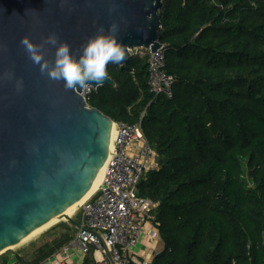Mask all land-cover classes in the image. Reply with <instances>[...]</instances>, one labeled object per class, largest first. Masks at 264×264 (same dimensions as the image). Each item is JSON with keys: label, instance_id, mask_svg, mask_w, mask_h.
Returning <instances> with one entry per match:
<instances>
[{"label": "trees", "instance_id": "trees-1", "mask_svg": "<svg viewBox=\"0 0 264 264\" xmlns=\"http://www.w3.org/2000/svg\"><path fill=\"white\" fill-rule=\"evenodd\" d=\"M215 1L163 0L172 99L150 92L149 58L134 55L110 64L116 86L88 101L113 122L141 124L157 153L138 187L158 204L163 249L151 264H264V0ZM79 225L32 264L59 253Z\"/></svg>", "mask_w": 264, "mask_h": 264}, {"label": "water", "instance_id": "water-1", "mask_svg": "<svg viewBox=\"0 0 264 264\" xmlns=\"http://www.w3.org/2000/svg\"><path fill=\"white\" fill-rule=\"evenodd\" d=\"M163 8V0H0V257L85 197L109 158L114 124L89 107L85 90L42 73L21 40L55 35L78 59L116 26L125 66L140 49L162 48ZM55 50L47 46L45 59ZM105 85L116 86L109 77Z\"/></svg>", "mask_w": 264, "mask_h": 264}, {"label": "built area", "instance_id": "built-area-1", "mask_svg": "<svg viewBox=\"0 0 264 264\" xmlns=\"http://www.w3.org/2000/svg\"><path fill=\"white\" fill-rule=\"evenodd\" d=\"M148 74L150 92L156 98L172 99L175 78L166 72L165 46L149 53ZM93 90L96 89L84 91L87 103ZM114 125V148L106 162L102 184L79 207L82 223L73 241L45 264H77L79 255L91 253L97 264H149L147 259L137 260L133 249L146 241L155 250L161 238L154 213L158 204L138 194L139 184L156 152L144 136L141 124L114 122Z\"/></svg>", "mask_w": 264, "mask_h": 264}, {"label": "clouds", "instance_id": "clouds-1", "mask_svg": "<svg viewBox=\"0 0 264 264\" xmlns=\"http://www.w3.org/2000/svg\"><path fill=\"white\" fill-rule=\"evenodd\" d=\"M118 29L111 26L107 34L90 39L77 59L67 43H60L55 35L49 36L41 44H34L28 37L21 40L29 59L38 65L49 79L62 81L68 90L90 89L102 86L109 76L108 66L121 65L126 59V48L114 33ZM103 31V30H102ZM55 48L54 61L45 59V48Z\"/></svg>", "mask_w": 264, "mask_h": 264}, {"label": "crops", "instance_id": "crops-1", "mask_svg": "<svg viewBox=\"0 0 264 264\" xmlns=\"http://www.w3.org/2000/svg\"><path fill=\"white\" fill-rule=\"evenodd\" d=\"M75 222H77L78 224H81L82 223V216L80 217L79 221H75ZM53 237L54 236L52 235L49 238L44 239L40 243L35 244L33 247L25 248V249L20 250L19 252H16V253H12L11 252L12 250H10L9 251L10 253L8 252L9 253L8 257L10 258L9 264H14L18 258L22 259V262L24 264H32L33 263V255H34L35 251L44 245L51 244L57 238L56 237L53 239ZM138 246L139 247L137 248V250L135 252L133 251L135 258L137 260L147 259L149 264H151L153 262L155 257L157 255H159L163 249L161 238L158 241V243L156 244L155 250H153L151 245L149 246L146 241H143ZM77 264H97V261H96L95 255L93 253H91L88 256L79 255V259H78Z\"/></svg>", "mask_w": 264, "mask_h": 264}, {"label": "rangeland", "instance_id": "rangeland-1", "mask_svg": "<svg viewBox=\"0 0 264 264\" xmlns=\"http://www.w3.org/2000/svg\"><path fill=\"white\" fill-rule=\"evenodd\" d=\"M211 3H216L215 0H211ZM149 50L146 49H140L138 50L135 55H139L141 57V59L143 58H149ZM147 60V59H146ZM87 97V96H86ZM158 168V156L156 153V157L153 160L152 163H149L148 166V171L154 170ZM80 207V206H79ZM77 207L75 209V211L72 212V216L71 218L74 221H79L80 217H81V211L80 208ZM73 227V223L69 222L65 219L61 220L60 222L52 225L51 227L44 229L43 231L37 233L36 235H34L32 238H30L28 241H25L24 243H22L21 245H18L17 247H15L14 249H12V253H16L19 252L20 250H23L25 248H29V247H33L35 244L40 243L41 241H43L46 238H49L50 236H54V238L58 237V235L60 236L61 234H63L65 231H67V228H72ZM139 246L135 247L133 249V251L135 252L137 250ZM9 252V251H8ZM7 252V253H8ZM10 253V252H9ZM8 253V254H9ZM6 254V253H5ZM7 255V254H6Z\"/></svg>", "mask_w": 264, "mask_h": 264}, {"label": "bare ground", "instance_id": "bare-ground-1", "mask_svg": "<svg viewBox=\"0 0 264 264\" xmlns=\"http://www.w3.org/2000/svg\"><path fill=\"white\" fill-rule=\"evenodd\" d=\"M114 140H115V125H112V130H111V136H110V143H109V155L110 153L113 151L114 148ZM105 167H106V163L105 165L99 170V172L97 173L93 184L89 190V192L85 195V197L83 199H81L79 202H77L75 205H73L72 207H70L65 213L61 214L58 217H55L54 219H52L50 222H48L47 224H45L44 226H42L41 228L36 229L35 231H33L30 235H28L25 240H23L20 244L24 243L25 241H28L30 238H32L34 235H36L37 233L43 231L44 229H47L49 227H51L52 225L60 222L61 220L65 219L66 217H71L72 212L75 211V209L79 206H81L84 202H86L88 199H90L99 189L100 185L102 184L103 178H104V173H105ZM18 245L14 246L12 249H14L15 247H17Z\"/></svg>", "mask_w": 264, "mask_h": 264}]
</instances>
